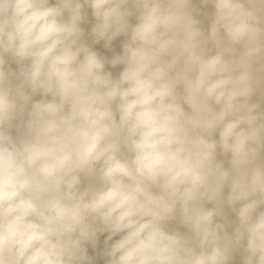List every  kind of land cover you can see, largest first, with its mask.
<instances>
[{
  "label": "clouds",
  "instance_id": "1",
  "mask_svg": "<svg viewBox=\"0 0 264 264\" xmlns=\"http://www.w3.org/2000/svg\"><path fill=\"white\" fill-rule=\"evenodd\" d=\"M0 264H264V0H0Z\"/></svg>",
  "mask_w": 264,
  "mask_h": 264
}]
</instances>
